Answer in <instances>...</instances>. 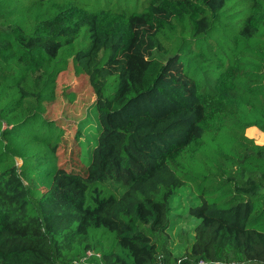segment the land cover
<instances>
[{"label": "trees", "instance_id": "16d2710c", "mask_svg": "<svg viewBox=\"0 0 264 264\" xmlns=\"http://www.w3.org/2000/svg\"><path fill=\"white\" fill-rule=\"evenodd\" d=\"M69 65L95 96L81 169L44 118ZM249 128L264 134V0H0V264H264ZM182 186L199 222L178 258Z\"/></svg>", "mask_w": 264, "mask_h": 264}, {"label": "rangeland", "instance_id": "374dc122", "mask_svg": "<svg viewBox=\"0 0 264 264\" xmlns=\"http://www.w3.org/2000/svg\"><path fill=\"white\" fill-rule=\"evenodd\" d=\"M55 93L56 99L47 108L44 118L57 122L67 138V143L59 152V164L67 169H81L82 163H87L89 150L97 139V116L92 109L95 96L86 79L73 73L71 65L58 75ZM249 129L246 136L256 144L264 145V140L258 138V135L262 138L264 134L258 131L257 136H251L249 132L252 130ZM197 205L199 201L196 195L187 186L180 187L170 200L169 249L175 257L182 256L193 240V227L199 220L190 217L188 210Z\"/></svg>", "mask_w": 264, "mask_h": 264}, {"label": "crops", "instance_id": "0c3cea01", "mask_svg": "<svg viewBox=\"0 0 264 264\" xmlns=\"http://www.w3.org/2000/svg\"><path fill=\"white\" fill-rule=\"evenodd\" d=\"M256 129V128H255ZM254 128H250L249 130H252L251 132H249V134L252 136H257L259 133H258V130H255ZM258 133V134H257ZM259 136V135H258Z\"/></svg>", "mask_w": 264, "mask_h": 264}]
</instances>
